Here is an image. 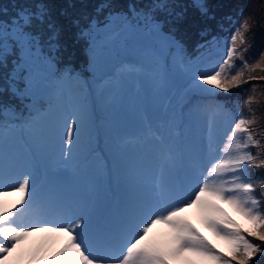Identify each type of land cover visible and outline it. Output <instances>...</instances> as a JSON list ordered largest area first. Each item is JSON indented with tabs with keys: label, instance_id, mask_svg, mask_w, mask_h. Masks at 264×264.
I'll return each mask as SVG.
<instances>
[{
	"label": "snow or ice",
	"instance_id": "1",
	"mask_svg": "<svg viewBox=\"0 0 264 264\" xmlns=\"http://www.w3.org/2000/svg\"><path fill=\"white\" fill-rule=\"evenodd\" d=\"M110 7L111 0H103L86 25L73 21L79 28L78 40L88 44V63L79 69L71 64L59 66V29L53 24H48L50 34L43 43L41 33L30 31L34 21L45 22V6L20 10L10 21H0V97L7 93L20 104L18 108L0 99V264H257V257H264V201L255 196L256 182L250 177L251 169L264 170V142L252 128L256 119L251 96L244 104L252 118L242 113L233 117L227 102L216 98L220 92L230 93L246 83V70L264 71L261 63L250 65L244 56L249 23L243 9L237 18L228 17L233 31L226 39L224 55L210 63L215 37L199 45L204 51L192 60L177 29L169 27L185 16L186 9L177 0H151L142 7L130 3L127 12L104 13ZM192 7L208 16L204 0H192ZM158 14L166 18L160 19ZM116 21L152 41L153 79L158 87H167L169 58L188 77L189 88L171 113L173 126L184 119L185 112L189 117L208 114L213 124L218 117L231 124L222 145L209 136L207 143L171 146L161 174L148 184L134 171L122 168L119 153L98 169L90 164L94 154L100 159L101 153L113 152L108 139L101 147L96 136V105L105 95V85L117 75L140 71L122 65L104 84L97 82L92 87L91 81H98L100 71L98 38ZM9 57H13L12 67L4 72ZM74 86L78 88L77 102L63 103ZM82 136L90 138L87 153L78 151ZM51 139L69 145L60 148L65 171L78 169L99 185L115 176L124 200L114 220L104 217L100 197L84 212L46 217V208L63 199L56 177L47 189V200L41 198L36 179L37 170L45 166ZM17 144L24 147L23 156L16 152ZM224 205L247 226L233 219ZM191 209L199 211L204 227L222 242L223 250L186 218ZM161 227L166 231L160 232Z\"/></svg>",
	"mask_w": 264,
	"mask_h": 264
},
{
	"label": "rangeland",
	"instance_id": "2",
	"mask_svg": "<svg viewBox=\"0 0 264 264\" xmlns=\"http://www.w3.org/2000/svg\"><path fill=\"white\" fill-rule=\"evenodd\" d=\"M183 1V4L177 3L186 9L184 19L174 22L171 27L177 29L176 35L182 40L192 38L194 33H199L201 37L199 39L196 38L197 40L195 39V42L191 43L190 51L189 46L186 48L187 53L189 51L188 57L196 60L201 55L199 51L202 50L198 46L206 41H213L215 37L214 46L211 49L210 63L221 59L225 52L226 39L233 31L232 22L229 21L228 17L237 18L241 9L234 7V3L236 4L234 0H204L208 7V16H201L192 7V0ZM235 1L245 4L249 11L252 10L251 15L257 16V19L259 18L261 13L259 7L251 5L250 2L257 5L258 3L264 4L262 3L264 0ZM220 4H222L221 7H219ZM262 9L264 11V7ZM179 10L177 9V11ZM262 15L264 16V13ZM158 16L160 19L166 18L163 14H158ZM209 19L215 20L218 26H212L209 23ZM112 25L115 26L113 32L109 30L107 33L106 31V34L99 39L101 46L100 71L97 74L98 81H91L92 87L95 88L97 82L102 84L101 78L104 77L105 81L108 80L109 76L117 74L122 65H132L140 69V71L135 74L117 75L110 85H105V95L96 105V127L102 128L103 134L109 129L113 149L111 153H119L122 168L125 171H134L143 183L148 184L154 178L159 177L169 156V148L174 145V136L176 134L173 128L175 126L171 124L172 129H170V117L172 110L176 108L177 103L189 88L190 81L186 75L172 66L171 59L169 58L170 73L167 87H158L153 79L155 59L152 53V41L145 40L147 36L143 33L138 38L132 39L130 45L126 47L127 35L132 31L121 22H114ZM258 28H260L259 34ZM205 31L206 35H201ZM246 38L248 43L243 46L248 49L244 53L245 58L249 60L250 65L259 62L262 68H264V61H261V56L264 55V20L263 26L250 28L246 33ZM138 40L142 41V45L137 50H133L135 46L134 42ZM117 41L119 43L116 48H114V45L110 47L111 43L116 44ZM61 55H65L64 51L61 52ZM207 55L208 53L205 52V56ZM236 63L239 65L240 61H236ZM249 76L255 78L249 80ZM259 77H264V71L261 70L259 72L257 69L256 71L246 70L244 77L247 81L246 83H242L238 88L232 89L230 93L220 92L216 98L230 95L239 96V99H241L239 113H242L246 118H252L253 113L249 112L248 107L244 104V101L251 96L253 102L250 107L254 110L256 119V123L252 125V128L255 130L256 138L264 142V79H259ZM52 87H55L54 82ZM204 87L208 86L204 85ZM75 90H78V88L74 87L72 95L65 98L63 103L74 105L77 102L78 91ZM8 95L5 93L2 97H7ZM196 99H199V97H193V100ZM11 104H15L18 108L20 107L18 100H11ZM137 110H141L143 114L148 116L151 131L143 130V122L136 121L140 114L136 112ZM186 119L188 120V124H185L184 135H182L183 142L181 143L185 145H191L194 142L207 143L209 136L212 137L216 145H222L231 127V124L227 120L219 117L213 124L208 114H196L189 117L187 112H185V117L181 122L186 123ZM227 124L229 125L228 129L222 133L225 127L228 126ZM63 128L64 125L61 124L59 131L62 132ZM157 129H161L160 138L153 137L154 133L152 132L158 131ZM129 135H137L139 137L137 138L138 141H150L144 142L145 147L141 149V156L137 153L138 151L135 147H133L135 150L133 151L128 144H126L128 148L120 147L125 143L124 140ZM96 136L98 137L100 146L104 145L103 135L99 129ZM62 146L69 147V145H61L58 139H51L46 151L45 166L39 168L36 172L37 183L41 189V198L47 200V189L51 185L53 177L59 180V187L63 194V199L59 205L52 204L46 208V217L57 219L61 214L84 212L97 197H100L102 198L104 217L114 220L116 214L122 209L124 200V195L117 186L115 176H113L114 182L106 181L102 185L97 184L92 176L87 174L75 177L69 176V171L64 170L63 162L60 159V148ZM133 146H135L134 143ZM89 147L90 138L82 136L78 151L80 153H87ZM24 151V148L21 149L19 154L23 156ZM252 151L255 153L257 149L254 148ZM100 159H96L93 163L92 160L90 161L93 169L103 166H98ZM111 160L112 158H109L108 164H110ZM203 163H207V161L205 160ZM77 170L72 172H76ZM41 172L47 175L52 172L51 175L53 176L44 181L43 176L40 174ZM250 178L256 182L255 196L264 201V187L261 186L264 183V170L251 169ZM14 180L15 177H13ZM223 207L238 223L247 226L242 217L233 213L226 205ZM185 216L205 237L223 250L222 242L217 241L204 227L201 222V215L197 209L189 210L185 213ZM159 231L164 232L166 229L161 227ZM249 239L252 238L249 237ZM257 264H264V257H257Z\"/></svg>",
	"mask_w": 264,
	"mask_h": 264
},
{
	"label": "trees",
	"instance_id": "3",
	"mask_svg": "<svg viewBox=\"0 0 264 264\" xmlns=\"http://www.w3.org/2000/svg\"><path fill=\"white\" fill-rule=\"evenodd\" d=\"M102 2L103 0H0V21H10L12 18L17 16L20 10L30 9L32 11H35L38 5L45 6L47 8V17L45 19V22L43 24H40L34 21L33 27L30 29V31L33 33H41L43 43L47 40V37L50 34L48 24H53L56 29H59V44L61 45V60L59 66L63 68V66L71 64L75 68L79 69L81 66L88 63V44L84 39L78 40L77 34L79 32V28L73 23V21L79 20L80 26L86 25L88 19H91L96 14L97 6ZM177 2L181 4L184 3L183 0H177ZM234 2H236V4L234 3V7L236 9H243L244 17L248 19L249 29L256 26H263L264 16L262 15V13H264V11L262 8L264 7V4L258 3L257 5H255L249 1L251 5L259 7V11H261L259 18L257 19V16L255 17L251 15L252 10L249 11L245 4L238 3L235 0ZM130 3H136L137 7H141L142 5H149L151 3V0H111V7L105 8L104 13H107L109 10L110 12H127L128 5ZM262 3H264V1H262ZM222 4H220L219 7H221ZM100 18L103 19V14ZM116 22L119 23L120 21ZM209 23L212 24V26H218V23L215 20L209 19ZM169 27H171V25H169ZM114 28L115 26L111 25L107 30V33L109 32V30L113 32ZM259 32L260 28H258V34ZM104 34H106V32ZM104 34H102L98 38V43L99 39ZM141 34H143V32L132 31L129 35H127L128 39L126 47L130 45L132 39L138 38ZM199 36V33H194V36L192 38L190 37L189 39H183L185 47L187 48L189 46V51L191 49V43L195 42V39ZM145 40L148 41L150 40V38L146 37ZM118 43L119 42H117L116 44L111 43L110 47L114 45V48H116ZM134 45H142V41H135ZM45 50L47 49L45 48ZM63 51L65 54L64 56L61 55V52ZM189 51L187 55L189 54ZM12 59L13 57L9 58L8 69H4V72H7L11 69ZM257 70H259V72L261 71V69ZM2 83L3 80L0 79V84ZM217 99L227 102L228 107L232 110L233 117L237 116V114L239 113L241 101V99H239V96H219V98Z\"/></svg>",
	"mask_w": 264,
	"mask_h": 264
},
{
	"label": "clouds",
	"instance_id": "4",
	"mask_svg": "<svg viewBox=\"0 0 264 264\" xmlns=\"http://www.w3.org/2000/svg\"><path fill=\"white\" fill-rule=\"evenodd\" d=\"M124 37H126V36H124ZM124 37H121V38H124ZM117 42H119V41H117ZM116 42V43H117ZM141 47V45H135L134 46V49L133 50H137L138 48H140ZM104 77L103 78H101V83H103L104 84ZM111 82V81H110ZM109 85V84H108ZM75 87V86H74ZM74 87H73V89H74ZM75 91H78V90H75ZM78 93V92H77ZM0 99H2L3 101H5V102H8V103H11V100H7V97L5 96V97H0ZM136 112H138V113H140L138 116H139V118L138 119H136V117H135V119H136V121H138V122H140V123H142L143 122V130H145V131H151V124H149L148 123V116L146 115V114H143V112L141 111V110H137ZM185 124L186 123H182L181 121H179L176 125H175V127L173 128L174 129V132H175V136H174V144H181L182 142H183V136L182 135H184V133H183V130H184V127H185ZM170 129H172V127H171V123H170ZM166 128H167V125H166ZM99 129V131L101 132V134L103 135V140L105 141V139H108L109 141H110V143L112 142L111 140H110V137H111V134L109 133V129H108V131L105 133V134H103V130H102V128H98ZM158 130V129H157ZM160 132H161V129H159L158 131H153L152 133H154L153 134V137H155V138H160ZM130 137H132V138H134V139H136L137 140V138H139L137 135H129ZM146 141H148V142H150L149 140H143V141H138L137 140V143H141L142 145H144V142H146ZM125 143H127V141H125ZM104 145H102L101 147H103ZM120 147H124V145H121ZM125 148V147H124ZM103 154H105V156H103ZM95 155V154H94ZM93 155V157L91 158V160H92V163L93 162H95L96 161V156H94ZM141 156V155H140ZM107 158V160H105L104 158ZM113 157V153H111V152H104V153H101L100 154V161H99V165L98 166H101V165H105L106 163H108V161H109V158H112ZM90 160V161H91ZM103 161H104V163H103ZM91 164V163H90ZM111 182H114V180H113V178H112V180H111Z\"/></svg>",
	"mask_w": 264,
	"mask_h": 264
}]
</instances>
